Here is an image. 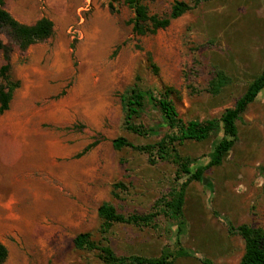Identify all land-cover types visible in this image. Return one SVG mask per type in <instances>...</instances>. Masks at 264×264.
I'll return each mask as SVG.
<instances>
[{"label":"rangeland","instance_id":"1","mask_svg":"<svg viewBox=\"0 0 264 264\" xmlns=\"http://www.w3.org/2000/svg\"><path fill=\"white\" fill-rule=\"evenodd\" d=\"M174 1L192 3L142 0L159 17ZM4 3L22 24L47 18L54 25L47 41L11 54L9 76L20 88L0 115L4 264H103L96 251L74 248L80 233L117 255L158 257L182 248L191 257L173 264H239L243 241L229 226L264 229V91L237 122L238 139L223 163L186 187L183 224L159 215L148 227L113 225L103 241L96 211L107 202L121 214L155 212L158 199L186 181L177 180L171 163L113 149L116 138L144 146L164 132L153 107L137 123L154 133L124 131L120 94L134 84L155 93L169 88L183 121L218 119L264 67V0H212L143 37L132 33L125 0ZM215 71L230 83L213 96L207 91ZM220 139L186 142L178 150L196 161L192 167L203 166Z\"/></svg>","mask_w":264,"mask_h":264},{"label":"trees","instance_id":"2","mask_svg":"<svg viewBox=\"0 0 264 264\" xmlns=\"http://www.w3.org/2000/svg\"><path fill=\"white\" fill-rule=\"evenodd\" d=\"M212 0H192V3L174 1L167 15L159 17L151 15L142 0H125V5L133 12L128 21L132 33L143 37L154 35L160 30L168 28L172 21L177 20L200 4ZM4 0H0V54L4 64L0 67V115L9 110L14 92L20 88V81L12 80L9 76L11 54L16 47L19 52H25L32 45L43 43L52 37L54 25L51 20L41 18L35 23L27 25L15 20L4 8ZM1 36L7 40L5 44ZM230 83L229 78L221 71H215L208 85V93L215 96ZM264 91V67L261 73L246 87L245 92L236 100L232 108L224 110L218 119L205 121H183L169 99L171 89L163 93H155L151 89H142L134 84L120 94L122 112L124 115L123 129L126 132L148 136L155 132L152 128H145L137 123L149 107L156 109L164 132L154 144L134 146L123 137L114 139L111 144L115 151L129 148L146 154L148 161L155 164L157 161L171 163L175 167L177 180L186 178V181L172 188L169 193L158 199L155 212L146 214H121L110 203H102L96 211L100 220L99 233L102 240L110 233L113 225H129L133 227H148L153 224L156 217L164 215L178 224H183V205L185 189L189 183L201 182L204 172L212 167L220 166L238 139L237 122L259 95ZM221 134V139L208 155V162L203 166H195L196 161L183 157L178 150L186 142L200 143L212 136ZM95 143L84 148L78 155L88 152ZM194 168V169H193ZM123 184H115L112 197L116 198V190L123 188ZM232 234L243 241L244 251L239 264H264V229L252 227L248 224L229 226ZM76 250L96 251L103 264H173L178 258L191 257V254L182 248L172 252L165 250L158 257H145L141 255H117L108 245L97 243L91 239L90 233H80L73 239ZM7 248L0 243V264L8 259ZM210 264V263H205Z\"/></svg>","mask_w":264,"mask_h":264},{"label":"crops","instance_id":"3","mask_svg":"<svg viewBox=\"0 0 264 264\" xmlns=\"http://www.w3.org/2000/svg\"><path fill=\"white\" fill-rule=\"evenodd\" d=\"M3 182V178H2V175H1V173H0V182Z\"/></svg>","mask_w":264,"mask_h":264}]
</instances>
